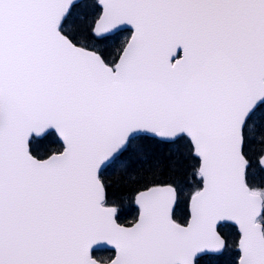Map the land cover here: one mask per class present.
I'll return each instance as SVG.
<instances>
[{"label": "snow or ice", "instance_id": "6c2138e0", "mask_svg": "<svg viewBox=\"0 0 264 264\" xmlns=\"http://www.w3.org/2000/svg\"><path fill=\"white\" fill-rule=\"evenodd\" d=\"M0 264H264V0H0Z\"/></svg>", "mask_w": 264, "mask_h": 264}, {"label": "trees", "instance_id": "16d2710c", "mask_svg": "<svg viewBox=\"0 0 264 264\" xmlns=\"http://www.w3.org/2000/svg\"><path fill=\"white\" fill-rule=\"evenodd\" d=\"M123 218H129L130 219L131 217L130 216H128V217H122V219ZM99 255H105L106 256V255H109V253H107V252H101V253H99Z\"/></svg>", "mask_w": 264, "mask_h": 264}, {"label": "water", "instance_id": "95a60500", "mask_svg": "<svg viewBox=\"0 0 264 264\" xmlns=\"http://www.w3.org/2000/svg\"><path fill=\"white\" fill-rule=\"evenodd\" d=\"M105 251H112L111 249H105Z\"/></svg>", "mask_w": 264, "mask_h": 264}]
</instances>
